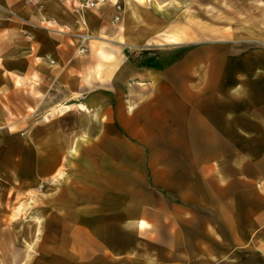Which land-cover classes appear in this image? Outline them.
<instances>
[{
	"label": "crops",
	"instance_id": "crops-1",
	"mask_svg": "<svg viewBox=\"0 0 264 264\" xmlns=\"http://www.w3.org/2000/svg\"><path fill=\"white\" fill-rule=\"evenodd\" d=\"M85 1L0 0L46 18L23 37L0 11V180L14 202L40 200L25 220L41 226L39 264L264 258V0H240L232 42L180 37L183 0ZM77 31L92 39L84 57ZM153 44L170 51L122 59Z\"/></svg>",
	"mask_w": 264,
	"mask_h": 264
},
{
	"label": "rangeland",
	"instance_id": "rangeland-1",
	"mask_svg": "<svg viewBox=\"0 0 264 264\" xmlns=\"http://www.w3.org/2000/svg\"><path fill=\"white\" fill-rule=\"evenodd\" d=\"M25 1L28 3L31 2V0ZM87 2H91L94 5L92 7H87ZM96 3L97 1L93 2L92 0H86L82 8L92 9L96 6ZM37 4L38 14L40 15L41 4ZM180 4L177 8H182ZM182 4L184 8L182 10V13L180 12L178 14L177 18V28L179 29L178 33L180 37L182 35H185V32L181 31L182 28L184 30L187 29L188 32L193 36V42H232L234 40L233 34L235 13H237V11H239L241 8L244 10V8H246L245 4L248 3H245L244 1L241 2L240 0H183ZM24 7L25 4L21 5V10ZM117 9L118 11L120 10L118 6ZM0 11L7 20H16L17 23L20 24V36L23 37H29L28 34L24 32L23 27L26 28L27 26L31 29H36L38 28V26L46 25L45 16L40 15L39 18L32 19V16L28 15L27 19L24 13L20 15V12L19 14H17L16 12L10 11L8 8H5L3 6H0ZM188 14H191L192 16L187 18ZM237 18L238 20H246V17L241 16L239 13ZM187 19H190V21ZM119 22H121L120 14L116 15L113 18L111 26L115 27ZM78 34L86 33L77 31L75 33H72L71 35V38L77 42L76 56L84 57L88 53L87 45L92 41V39H90L91 37H89V39L81 40ZM190 46L192 45L178 46V49L173 50V54H176L175 56L179 57L180 55H182L185 49ZM145 48L151 49L123 48L122 59H124L126 63L129 62L136 67L148 66L152 62V60L156 58V56H159V52L170 51L169 46L165 44H153V46L148 45ZM172 57H174V55H172ZM50 64H53V62L50 61ZM19 91L23 92L22 99H26V97L24 96V93L25 95L26 93H28L26 87L22 86L21 88H19ZM30 93H33L31 89ZM13 101L15 103H19V99L17 97H13ZM6 114L8 119H15V114L11 115L10 112H7ZM8 148V144L0 145V159H2V161H5L3 158L8 155L3 154V152L5 150H8ZM9 179V177H5V179H3L8 183L2 182L0 180V216L8 218V222L0 226V264H39V261L42 260V256L39 252L41 251V248H39V245L36 246V244L38 241L42 242L39 238L41 236V226L38 224L36 226H33L32 231L29 226L26 227L25 220L27 221V217H31L32 213H34L35 216H38V214H36V207L38 206V204L40 206V200L33 197V200L28 198L27 202H25V198H23L18 203L14 202V191L12 189L14 184H9ZM43 185L44 184H41L38 188L42 189ZM2 193L6 196V200L8 201L7 206L10 207H7L6 204L3 203V196L1 195ZM16 222L18 223L15 224ZM14 227H17V230H15ZM27 232L29 234H27ZM242 255L243 257L241 258V260L239 261V258H236L238 262H235L233 264H264V258L262 256L260 257V255L246 256V252H242Z\"/></svg>",
	"mask_w": 264,
	"mask_h": 264
},
{
	"label": "bare ground",
	"instance_id": "bare-ground-1",
	"mask_svg": "<svg viewBox=\"0 0 264 264\" xmlns=\"http://www.w3.org/2000/svg\"><path fill=\"white\" fill-rule=\"evenodd\" d=\"M86 39H89V37H88V36H82V37H81V40H86ZM81 108L84 109L85 107L81 106Z\"/></svg>",
	"mask_w": 264,
	"mask_h": 264
},
{
	"label": "built area",
	"instance_id": "built-area-1",
	"mask_svg": "<svg viewBox=\"0 0 264 264\" xmlns=\"http://www.w3.org/2000/svg\"><path fill=\"white\" fill-rule=\"evenodd\" d=\"M93 5H94V4L91 3V2H87V3H86V6H87V7H92Z\"/></svg>",
	"mask_w": 264,
	"mask_h": 264
}]
</instances>
